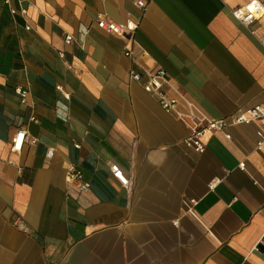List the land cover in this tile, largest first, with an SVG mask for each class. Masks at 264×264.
Here are the masks:
<instances>
[{
  "label": "crops",
  "instance_id": "1",
  "mask_svg": "<svg viewBox=\"0 0 264 264\" xmlns=\"http://www.w3.org/2000/svg\"><path fill=\"white\" fill-rule=\"evenodd\" d=\"M137 1L0 0V264H264V122L205 134L195 153L142 89L162 69L188 123L264 104V17L232 18L252 0ZM99 17L137 28L119 38ZM19 130L35 143L16 153Z\"/></svg>",
  "mask_w": 264,
  "mask_h": 264
},
{
  "label": "built area",
  "instance_id": "2",
  "mask_svg": "<svg viewBox=\"0 0 264 264\" xmlns=\"http://www.w3.org/2000/svg\"><path fill=\"white\" fill-rule=\"evenodd\" d=\"M6 4L10 2V0H4ZM138 9H141L145 6V3L141 1H137L135 3ZM10 13L16 14L14 10H10ZM20 15L25 16L26 10L21 8L19 11ZM232 18L238 22L240 25L245 27H250L252 24L261 20L264 17V1L258 2L256 0L249 1L248 3L244 4V6L240 7L231 12ZM96 27L105 32L112 35H115L119 38H124L125 36H129L135 31L137 27L132 22H124V24H117L111 20H106L104 18H97L96 20ZM72 42V37L69 35H65L64 37V44L69 46ZM261 44L264 45V36H262L259 40ZM124 56L129 58L132 57V52L125 51ZM146 76L147 81L143 84L142 89L145 93L152 96L158 103L159 107L166 113L174 114L175 118L183 123L188 129L187 136L183 139V144L187 148L192 149L195 153H202L205 149V146L202 142V137L205 134L213 133V132H225L230 126L234 125H247L251 122H264V104L262 105H255L246 110H241L238 113L231 115L230 118H220V119H206V118H192L190 123L186 122V119L183 113L177 110V102L174 98L168 97L164 91L163 87L169 85L168 78L166 77L165 72L160 69L156 70L153 73H144ZM129 78L132 81L140 83L141 82V75L131 71L129 73ZM56 90L62 92L60 86L56 87ZM14 93L20 99V104L27 103V94L28 91L25 88L16 87L14 89ZM63 94V93H62ZM64 98L67 100L68 95L63 94ZM259 141L257 142L256 150L263 151L264 150V136L259 134ZM225 139L229 140V135L225 134ZM25 142L33 145L35 140L28 138L25 131L19 130L16 132L15 137L11 143V150L18 153L21 150V147ZM54 150L47 149L45 153V159L49 160L53 157ZM240 168H243V165H239ZM110 172L112 177L119 182V184L124 187L128 188L129 182L124 178L121 169L118 165L111 164ZM66 181L69 183L77 184L80 190H87L89 185L85 183L82 179V174L77 167L70 166L65 174Z\"/></svg>",
  "mask_w": 264,
  "mask_h": 264
}]
</instances>
